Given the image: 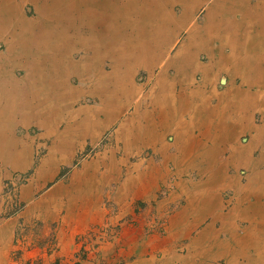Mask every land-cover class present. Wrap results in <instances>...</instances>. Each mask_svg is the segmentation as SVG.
Listing matches in <instances>:
<instances>
[{"label":"crops","instance_id":"1","mask_svg":"<svg viewBox=\"0 0 264 264\" xmlns=\"http://www.w3.org/2000/svg\"><path fill=\"white\" fill-rule=\"evenodd\" d=\"M160 2L157 11L156 5L151 6L155 13L148 15L149 19L152 17L146 22L148 29L143 31L142 20L126 18L127 26L122 22L118 45H112L113 49L117 48V57L122 59L121 64L113 67V72L122 73L125 79V72L136 73L142 67L147 74H153L152 78L149 76L153 82L146 94L142 88L136 93L131 84L126 89L118 77L112 79V84L96 77L93 81L92 75L104 74L103 66H98L96 61L90 65L87 59L93 58L94 52L110 51L105 47L106 40L100 39L104 37H86L76 42L74 54L81 58L92 55L84 59L85 65L90 66L76 73L89 76L83 95L96 97L101 104L96 108L73 109L71 114L64 116L56 106L23 99V114L30 119H23L27 122L25 125L18 118L15 128L27 130L37 122L52 152L86 149L114 125L117 131L114 145L109 149H218L220 153H227L213 171L204 166L206 170L197 182L188 185L182 182L181 193L185 194L187 205L176 212L177 216L173 217L174 213L169 216L174 219H170L165 228L176 234L167 236V241L164 239L163 257L156 260L140 255L134 264H264V198L251 200L249 194L252 191L260 196L264 194V169L260 168L264 162V0ZM175 10L178 15L181 11L178 20L174 18ZM149 41H152L149 43L151 49L145 52L149 48L144 44ZM157 45L169 50L155 61L159 51ZM147 53L149 55H145ZM141 59L145 65L140 64ZM94 83H99L100 88L95 89ZM107 87L112 88L108 90ZM117 90L123 94L119 96L120 93H115ZM127 90H132L130 95L139 105L134 103L132 115L124 118L125 115H120L127 106L118 104V117L111 118L109 104L113 107V102L107 103L108 99L126 98ZM13 106L9 105L6 110L14 120ZM256 114L260 115L257 122ZM246 136V144L242 145V138ZM256 150L263 152L255 159ZM61 158L59 161L44 158L27 190L34 195L41 184L55 180L65 166L66 161ZM165 158L177 160L173 155ZM85 165L93 169V173L84 170L83 177L94 180L100 166L106 167L94 162ZM243 166L250 173L241 182L242 177L237 172ZM230 167L236 171L233 176L228 173ZM157 170L151 163L144 171L133 168L131 178L135 191H147V184L157 181ZM97 187L94 185L88 196L97 194ZM225 190H230L233 197L227 203L220 199ZM170 200L173 199L170 197ZM241 222L245 224L242 235H238ZM176 239L180 242L176 243ZM142 253L145 256V252Z\"/></svg>","mask_w":264,"mask_h":264},{"label":"rangeland","instance_id":"2","mask_svg":"<svg viewBox=\"0 0 264 264\" xmlns=\"http://www.w3.org/2000/svg\"><path fill=\"white\" fill-rule=\"evenodd\" d=\"M159 1L166 3V0H9L8 6L0 0V26L6 27L0 32V110L3 111L0 113V264H134L140 255L159 260L164 254V239L176 234L167 231L166 223L187 205L185 194L181 193L182 182L186 185L197 182L206 170L204 166L213 171L218 162L224 161L221 159H225L227 153H220L218 149H164V153L161 149H109L114 145L117 131L114 125L86 149H57L55 152L45 141V133L37 122L31 121L36 126L27 130L15 128L18 118L25 125L27 122L23 119H30L23 114V99L56 106L64 116L73 109L96 108L101 104L96 97L83 95L89 76L76 73L86 71L84 59L94 55L81 58L74 54L76 42L86 37H104L100 39L106 40L105 47L110 51L97 57L104 74L92 75L93 81L96 77L112 84V79L118 77L126 89L129 83L134 85L136 93L142 88L146 94L153 82L149 76L152 78L153 74H147L142 67L136 73L125 72L128 79H124L122 73L113 72V66L121 64L122 59L112 52V45H117L126 18L142 20L144 31L146 21H150L145 17L158 10ZM151 5L157 6L154 13ZM45 11L47 20L41 18ZM175 13L174 18L178 20L181 11L179 15L176 10ZM33 18L36 31L30 36L28 20ZM19 19L26 23L24 28ZM168 50L161 48L156 52L155 61L163 58ZM30 68H34L32 72ZM92 86L100 88L99 83ZM112 102L115 112L109 115L111 118L118 117V104L127 106L120 115H125L124 118L132 115L134 103L139 105L134 96L114 101L109 98L107 103ZM12 104L14 120L6 110ZM259 119L260 115L256 114L255 121ZM247 138H242V145ZM138 150L140 154H136ZM263 150H256L253 157L261 156ZM181 151L186 153L182 155ZM172 155L177 160L165 158ZM44 158L52 161L61 158L66 161L65 166L55 180L41 184L39 192L33 195L27 187ZM89 162L106 165L97 170L95 180L82 175L84 170L93 173V169L85 165ZM148 163L158 169L157 181L148 183L147 191H135L131 178L133 168L144 171ZM243 167L237 172L242 177L241 182L250 173ZM260 168L264 169V162ZM235 172L232 168L228 171L230 176ZM123 183L127 184L120 189ZM94 185L99 192L88 196ZM249 194L251 200L264 198V194L260 196L256 191ZM231 198L230 190H225L220 199L227 203ZM244 224L239 223L238 235H242ZM141 252H145V256Z\"/></svg>","mask_w":264,"mask_h":264},{"label":"bare ground","instance_id":"3","mask_svg":"<svg viewBox=\"0 0 264 264\" xmlns=\"http://www.w3.org/2000/svg\"><path fill=\"white\" fill-rule=\"evenodd\" d=\"M5 2H6V4L9 6V0H4ZM24 1V0H23ZM39 1V0H38ZM94 1V0H93ZM143 1V0H142ZM111 2V1H110ZM160 2V1H159ZM69 3V2H68ZM152 3V2H151ZM157 4V3H156ZM43 5H44V3H43ZM116 5V4H115ZM130 5V4H129ZM136 5V4H135ZM141 5V4H140ZM158 5V4H157ZM152 6V5H151ZM129 7V6H128ZM42 8V7H41ZM115 8H117V7H115ZM131 8V7H130ZM141 9V8H140ZM162 9H163V7H162ZM42 10V9H41ZM107 10V9H106ZM117 10V9H116ZM143 10V9H142ZM115 11V10H114ZM41 12V11H40ZM39 12L37 11V14H38ZM42 13V12H41ZM106 13V12H105ZM114 13V12H113ZM118 13V12H117ZM22 14V13H21ZM46 14H47V12L45 11V14H42V17L41 18H43V20L45 19V20H47V17H46ZM36 15V14H35ZM39 15V14H38ZM109 15H110V12H109ZM151 15V14H150ZM163 16H164V14H162ZM119 16H120V14H119ZM118 16V17H119ZM156 16V15H155ZM36 17V16H35ZM145 17V16H144ZM159 17V16H158ZM161 17V16H160ZM40 18V17H39ZM40 18V19H41ZM39 19V20H40ZM146 19V18H145ZM148 19H149V16H148ZM152 19V18H151ZM151 19H149V20H151ZM157 19V18H156ZM163 19V18H162ZM34 18L33 19H31V20H28L29 21V23H30V25H31V33H30V36L32 35V34H34L35 32L34 31H36V25H34L33 24V22H34ZM18 22H20V19L19 20H17ZM144 21V20H143ZM157 21H159V20H157ZM73 22V21H72ZM72 22L70 23V24H72ZM147 22V21H146ZM74 23V22H73ZM20 24H21V26H23V28H24V25L26 24V23H21L20 22ZM39 24H41V23H39ZM140 24V23H139ZM66 25H67V23H66ZM14 26V25H13ZM26 26V25H25ZM40 26H42V25H40ZM5 27V26H4ZM4 27L3 26H0V32L2 31V29L3 30H5L4 29ZM38 27V26H37ZM59 27V26H58ZM57 27V28H58ZM6 28V27H5ZM164 28H165V26H164ZM70 29V28H69ZM90 29V28H89ZM146 29V28H145ZM148 29V28H147ZM19 30V29H18ZM27 30V29H26ZM140 31V30H139ZM3 32V31H2ZM6 32V31H5ZM30 32V31H29ZM87 32V31H86ZM96 32V31H95ZM100 32H102V31H100ZM11 33V32H10ZM23 33V32H22ZM70 33V32H69ZM12 34V33H11ZM82 34H84V33H82ZM9 36V35H8ZM44 36V35H43ZM75 38V37H74ZM76 38H78V37H76ZM7 39H10V37H7ZM49 39V38H48ZM18 40V39H17ZM148 40V39H147ZM47 42V41H46ZM116 42V41H115ZM152 42V41H151ZM150 41L149 42H146V44H144V46L146 47V45L148 44V48L149 49H147L145 52H147V51H149L151 48H150V46H149V43H151ZM22 43V42H21ZM118 43H119V40L117 41V45H118ZM13 44V43H12ZM19 44V43H18ZM158 44H161V42H158ZM116 45V46H117ZM155 45V44H154ZM15 46V45H14ZM20 46V45H19ZM161 45H157L156 46V48L158 49V50H160L161 49ZM10 49V43L8 42V49H7V51ZM95 49V48H94ZM112 49H113V47H112ZM114 51V53L115 54H118V53H116L117 52V48H115V49H113L112 50V52ZM143 51H144V49H143ZM156 51V50H155ZM185 51V50H184ZM205 51V50H204ZM12 52V51H11ZM159 52V51H158ZM206 53V52H205ZM113 54V53H112ZM111 54V55H112ZM62 55V54H61ZM102 54L101 53H96V52H94V56H93V58H91L90 57V59H87L88 60V62H89V64L91 65H94L96 62L98 63V60H97V57H100ZM145 55H149V53H147V54H145ZM145 55H143V57L145 56ZM115 58V57H114ZM62 59V58H61ZM67 59V58H66ZM93 59H95V60H93ZM147 59V58H146ZM63 60V59H62ZM65 60V59H64ZM142 60V59H141ZM96 61V62H95ZM139 61H140V59H139ZM143 61V62H142ZM141 62H140V64L141 65H145V61L144 60H142ZM88 62H87V64H88ZM94 63V64H93ZM85 65V67H88L89 68V66L90 65ZM55 65V64H54ZM148 65V64H147ZM60 66V65H59ZM73 66V65H72ZM120 66V65H119ZM61 67V66H60ZM71 67V66H70ZM84 67V66H83ZM84 67V68H85ZM114 67V66H113ZM117 67V66H116ZM74 68V67H73ZM75 69V68H74ZM95 69H97V67L95 68ZM73 71V70H72ZM96 71V70H95ZM118 72V71H117ZM132 72V71H131ZM115 77V76H114ZM125 78H127V77H125ZM128 79V78H127ZM119 80V79H118ZM114 83V82H113ZM127 84H129V83H127ZM126 87V86H125ZM61 89V88H60ZM63 89V88H62ZM123 90H124V88H123ZM134 90V89H133ZM132 91V90H131ZM131 91L130 90H127L125 93H124V95H125V97H130L131 95H130V93H131ZM60 92V91H59ZM58 92V93H59ZM65 92V91H64ZM109 92V91H108ZM115 93H120V95L119 96H121L123 93H122V91L120 92L119 90H117ZM127 93V94H126ZM61 94H63V93H61ZM66 94H67V92H66ZM111 94H112V92H111ZM132 94V93H131ZM62 96V95H61ZM66 95H64L63 97H65ZM257 96V95H256ZM72 97V96H71ZM67 99H68V96H67ZM114 101V100H113ZM110 105V112H109V115L110 114H112V112L114 113L115 112V109H114V107H111V104H109ZM106 108V107H105ZM25 143V142H24ZM188 152V151H187ZM200 154V153H199ZM63 158V157H62ZM178 162V161H177ZM50 164V163H49ZM48 170V169H47ZM86 172V171H85ZM126 179V178H125ZM34 183V182H33ZM38 183V182H37ZM104 183V182H103ZM83 191V190H82Z\"/></svg>","mask_w":264,"mask_h":264}]
</instances>
